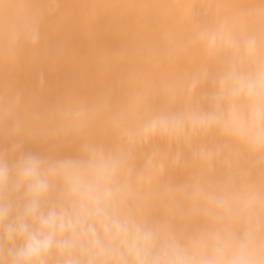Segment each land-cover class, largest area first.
Listing matches in <instances>:
<instances>
[{"label":"clouds","instance_id":"clouds-1","mask_svg":"<svg viewBox=\"0 0 264 264\" xmlns=\"http://www.w3.org/2000/svg\"><path fill=\"white\" fill-rule=\"evenodd\" d=\"M39 3L0 0V73L36 57ZM162 4L193 19L103 58L143 65L123 93L30 108L0 86V264H264V0Z\"/></svg>","mask_w":264,"mask_h":264},{"label":"bare ground","instance_id":"bare-ground-1","mask_svg":"<svg viewBox=\"0 0 264 264\" xmlns=\"http://www.w3.org/2000/svg\"><path fill=\"white\" fill-rule=\"evenodd\" d=\"M216 2L218 0H209L213 6ZM219 2L239 7L247 0ZM16 3L27 7L32 0H16ZM39 7L45 14L36 57L26 51L17 64L0 73V86L9 94L21 92L30 108L49 106L73 95L93 97L109 87L119 88L123 93L126 90L118 85L122 74L143 65L134 62L105 72L103 58L129 47L139 33L138 38L154 35L143 32L145 26L155 27L161 23L187 26L194 11L190 6L175 16H166L162 0H62L51 13L48 10L53 6L48 0H40ZM93 8L100 15L95 20L91 19ZM51 147L39 143L24 146L25 151L40 153L48 152ZM75 151V146H61L55 154H75Z\"/></svg>","mask_w":264,"mask_h":264}]
</instances>
